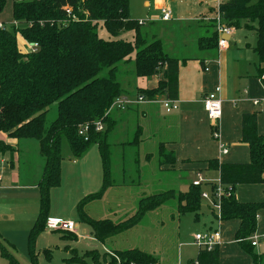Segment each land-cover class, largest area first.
<instances>
[{
	"label": "trees",
	"instance_id": "16d2710c",
	"mask_svg": "<svg viewBox=\"0 0 264 264\" xmlns=\"http://www.w3.org/2000/svg\"><path fill=\"white\" fill-rule=\"evenodd\" d=\"M7 1L0 0V16ZM130 6V0H13L14 24L12 28H0V131L19 140H37L45 159L43 174L38 182L39 215L29 234V249L35 263V243L46 229L51 190L62 183L64 138L75 158L83 157L94 145L99 148L103 168L102 188L80 200L77 212L81 222L88 224L93 236L104 244L110 238L136 227L150 211L171 200L177 202L180 214L196 212L199 219L204 186H208V190L215 187L212 182L202 186L190 184L186 191L169 189L150 194L141 198L138 210L123 221L97 219L87 212V205L101 199L106 190L115 184L113 145L109 141L115 121L107 112L114 100L127 92L119 78L121 63L130 61L135 53V76L149 78L163 75L164 79L156 88L137 89V94L150 99L156 96L178 98L179 68L184 60L169 56L158 38H146L140 21L132 18ZM220 11L224 22L236 29L240 28L242 20L256 24L252 25L257 34L254 51L259 63L264 64V0H229L220 4ZM212 22L213 28L216 27L215 19ZM101 23L114 38L126 31H134V41L101 38L98 32ZM215 30L200 37L199 46L202 49L218 48L219 36ZM19 38L25 45L37 44L36 48L23 50ZM263 74L264 68L260 69V76ZM53 105L57 107L56 118L48 124L47 115ZM257 116V113L245 114L242 120V140L250 146V162L220 163L213 159L208 163L211 170L218 171L221 183L231 192L223 198V221L239 220L236 241L243 251L252 256L253 264H264V255L253 252L251 241L264 203L240 202L234 192L238 185L264 182V136L258 132ZM97 121L105 123L104 131L95 130ZM82 125L90 126L88 139L79 134ZM136 136L138 143L141 133ZM0 145L9 147L3 141ZM159 157L160 165L173 167L176 163L173 151H166L163 145L159 146ZM210 211L214 215L211 207ZM5 244L6 239L0 234L2 254L11 264H19ZM97 254L100 258L96 263V258L92 256ZM85 255L93 260L77 255L66 263L157 264L158 261L152 253L140 248L105 253L91 250ZM188 264H220V246L212 251L199 250L196 259Z\"/></svg>",
	"mask_w": 264,
	"mask_h": 264
},
{
	"label": "crops",
	"instance_id": "0c3cea01",
	"mask_svg": "<svg viewBox=\"0 0 264 264\" xmlns=\"http://www.w3.org/2000/svg\"><path fill=\"white\" fill-rule=\"evenodd\" d=\"M130 1L131 16L133 14V3H135L145 9L146 17L151 19V22L173 23V27H171V25H168L169 27H164L168 29L169 32L164 33L166 30L160 29L157 32H152L150 39L158 38L161 40L163 48L169 56L184 60V62H181L179 68V92L177 98L179 102L178 110L172 113H167L160 104L144 103L130 106L124 111H114L112 113L115 125L113 132L110 134L109 141L112 145L122 146L120 153L121 160H125V156L129 152V144L131 142H135V144H137L136 134L141 133L142 137L145 135H152L155 139H157L158 148L160 145H163L166 151H173L176 157L174 169L180 173H193L194 177L190 181L189 185L192 184V181L196 178L197 173H202L209 181H217L219 179L218 171L211 170L209 168L208 161L210 160L217 159L220 163L250 162V146L242 140V120L245 114H258V132L260 135L264 136V74L262 77L260 76V69L264 68V64L259 63L258 56L254 51V44H249L250 47L245 46L242 36L237 32L238 29L235 28L227 48L220 49L218 47L216 49H202L199 46L200 37L210 35L215 30L214 28L211 29L208 27L207 23H211L212 19H215L216 17L218 7L217 0ZM225 1L229 0H221V3ZM166 6L171 8L173 11V19L170 21L161 20V9ZM0 23L5 24L1 20ZM181 24L188 25L190 29L194 27L195 24L199 25V27H197L199 29L195 28V31L193 32V40L190 42V49L188 47L189 44L181 38L175 39L171 42V37L173 36L174 31L173 29L175 27H182ZM249 26L250 25L247 23L244 24L243 21H241L239 29ZM99 29V36L105 40H125L123 35L117 38L112 37L103 26ZM131 32L133 34L131 40L126 41H134L135 32ZM143 35L149 39L147 32L146 35ZM164 36H168V38H164ZM231 42L235 44L234 47L231 46ZM134 59L135 53L131 55V60L125 63L132 64ZM121 74L125 77L130 76L131 81L127 82L129 86L125 87L127 89L125 95L133 97L138 95L137 89H154L158 86L160 80L164 79L162 74H157L149 78L137 77L134 75V69H121ZM218 86L222 88L221 97L223 110L222 117L217 123V128L220 133L219 139L215 138L213 135L214 125L204 107V98ZM131 123H133V127L134 123H137L134 139L132 141L127 139L118 142L117 139L121 137H129L133 134V127L131 126ZM31 140L34 139L19 140L17 138H11L6 133L0 131V141L12 146L14 150H12L13 152L11 153V162L14 161L15 156L19 159L24 156H29L31 147L29 142ZM37 143L38 149H35L34 151L36 152L39 160L37 169L38 173L36 175L38 178H36L34 182H20V184L24 183L22 184L24 185L22 187H38L37 181L42 176L45 159L44 161L41 159L43 156L40 153L39 142L37 141ZM222 143H224L228 148V152L226 154L222 151ZM95 146L98 148L97 145ZM112 148L114 156L115 150L117 149H115L114 146ZM92 149L93 146L81 158L74 157L66 169L68 174H70L73 179L82 177L80 181L81 186L71 189V196L67 195V200L74 202L76 207L80 200L87 195L99 192L103 185V168L100 154L101 188L99 191H96V188H92L97 185V175L99 173L96 157H94V163L91 164L86 159ZM8 152L9 151L6 150L0 153L4 155ZM149 156L150 155L148 154L147 158ZM3 161L5 160L3 159ZM11 166L14 172L12 173L13 180H15L14 183L17 184L16 181H21L20 173L16 165L13 166L11 163ZM63 166L64 165H62V174L65 172ZM169 167L170 165H161L159 169L164 172L166 170H170L168 169ZM142 173L143 169L140 167V174ZM61 184L62 185H60L59 188L63 186V182ZM140 184V187H142V182ZM204 187L206 189L208 188L206 185ZM54 189L56 188H53L52 190ZM234 192L237 200L240 202L264 203V182L253 185H238L236 186ZM207 206L210 209L208 202ZM49 217L62 219L61 217L54 216L51 208ZM62 220L73 221L69 217H65V219ZM223 223L224 227H222L221 230L223 236L222 243L224 244L225 242L230 241L232 243V247L228 248V250L231 251L230 253L229 251H225L226 257H224L223 262H221L220 256V264H253L252 256L243 251L242 248H239L238 242L234 238V235L240 226L239 220L232 219L223 221ZM65 233L66 234L64 236L67 238L74 239V236L77 237L75 245L80 242L79 239L81 238V235L78 230L75 233ZM87 234L88 231L86 235ZM1 235L4 239H6L5 245L9 253L13 255L19 264H41L42 254L44 256L43 260L45 261L42 262L43 264H67L66 260L72 259L75 255L74 253L81 256L87 251L97 250L91 248L85 251H80L77 246H71V244H68L65 249V256H61L63 257L61 262H53L55 248L48 247L43 248L42 250L38 249L37 243L40 237L39 236L35 243V263L32 259V254L30 253L29 239L26 250L27 252H23V250L20 252V250L13 251V249H15L14 244L11 243L3 234ZM91 235V237L87 235L86 243L88 246L90 245V247H97L98 245L95 243L97 242V239L93 236L92 232ZM251 238L258 239L257 245L253 246V252L257 255L263 256L264 207L258 213L257 228ZM58 247L56 246V248ZM104 249L107 251L106 248ZM244 254H246V257H244ZM229 256L234 257L235 259L229 260ZM0 264H11L9 259L2 254L1 248ZM73 264L77 263L75 262Z\"/></svg>",
	"mask_w": 264,
	"mask_h": 264
},
{
	"label": "rangeland",
	"instance_id": "374dc122",
	"mask_svg": "<svg viewBox=\"0 0 264 264\" xmlns=\"http://www.w3.org/2000/svg\"><path fill=\"white\" fill-rule=\"evenodd\" d=\"M132 13L133 19L139 20L142 23L145 22L144 26L142 25V32L145 35L146 32L148 33L149 40H151L152 32L164 29L166 30L164 33H167L169 30L164 27H169L168 25L173 27L172 22H151L152 20L146 17L145 9L135 3H133ZM0 20L6 24V27L12 28L14 24L13 0L7 1V5ZM242 21L244 24L247 23L250 26L238 29L237 32L242 36L245 46H249V44H254L253 46H255L257 42V34L255 29L252 28V25L256 24L252 23L251 25L248 20ZM211 23L208 22L207 25L213 29ZM226 25L235 29L234 26L229 24ZM102 26L101 23L100 27ZM181 26L182 27H175L173 29L174 31L173 36L171 37V42L175 39L181 38L189 44L188 47L190 49V42L193 40V32L195 31V28L199 29L197 28L199 25L195 24L191 29L188 25L181 24ZM214 29H216V27H214ZM122 35L125 40H131L133 36L131 31H126L122 33ZM164 38H168V36H164ZM19 45L23 50H30V46L27 44L25 45L21 38H19ZM231 46L234 47L235 44L231 42ZM120 67L123 70L135 69V64L134 62H132V64L121 63ZM119 78L124 87L129 86L127 82L131 81L130 76L125 77L121 74ZM56 114L57 107L53 105L50 107V111L47 115L48 124L56 118ZM131 126L133 127V123H131ZM136 126L137 123H134L133 134L129 137H121L117 139V141L121 142L127 139L132 141L135 137ZM157 142L158 140L152 135L140 136V140L137 144L134 142L129 144L130 148H128L129 152L126 154L125 160H121L120 156L122 146L113 145L115 149H117L113 156V177L115 184L106 190L101 199L92 201L87 205L86 209L90 216L97 219H111L116 222L123 221L138 210V202L143 197L169 189L180 191L188 189L189 183L194 177L193 173H180L174 169V166L169 167L168 169L170 170L164 172L159 169L161 165L159 162L160 157ZM29 144L31 146L29 156H24L21 159L15 156L13 162L10 160L12 158L11 153L14 151L12 146L6 148V146L0 145L2 152L6 150L10 152L4 155L0 153V176L2 178L0 184V234H3L14 244L15 249H13V251L20 250V252L22 250L23 252H27L29 234L37 220L40 205L39 188L33 186L22 187L24 186L22 185L24 183L20 184V182H34L36 178H38L36 175L38 173L37 169L39 160L34 151L35 149H38V143L36 140H31ZM148 154L150 156L147 158ZM62 157V165H64L63 167L65 169L64 174H62L63 186L61 188H59L60 186L54 187L56 189L51 190V211H53V215L56 217H61L62 219L69 217L76 222L77 226H79L78 231L81 238L79 239L80 242L75 245L77 239L65 237V232L44 229L40 234L37 248L41 250L48 247L55 248L53 262H61L63 258L61 256H65V249L68 244H71V246H77L80 251L92 248L97 249L100 253L107 252L108 250L140 248L152 253L158 260L157 264H188L191 260L196 259L199 252V247L194 244V236L197 233L205 232L210 229V227L211 229L218 228V223L213 218V215L207 206V201H202L201 209L198 211L200 216L199 219H197L196 212L180 214L177 209V202L171 200L162 207L150 211L136 227L110 238L105 244H102L101 241L97 240L95 243H97L98 246L90 247V245L88 246L86 243V237L87 235L90 237L92 236L90 232L91 227L88 224L81 222L76 205L74 202L67 200V195H72V192H70L71 189L81 186L80 181L82 177L73 179L66 170L69 163L74 159L66 138L62 140ZM94 157H96L99 173L97 175V185L92 188H96V191H99L101 188L100 152L95 145L86 159L91 164L94 163ZM3 159L5 161H3ZM41 159L44 161V157H41ZM11 163L13 166H17L20 173L21 181H16L17 184H15V180H13L12 173L14 172ZM140 167L143 169L142 174H140ZM40 179L37 182H39ZM141 182L142 187H140ZM222 227H224V223L221 225V230ZM87 231L88 234L86 235ZM56 246L59 247L56 248ZM238 246L241 248L239 244ZM230 247H232L230 241L220 245L221 262H223L224 257H226L225 251H229V253L231 252L228 250ZM104 248H106L107 251ZM74 254V257L77 258V253ZM81 256L89 261H92V257H95L96 263L98 258H100L99 254L92 257L88 255L86 256L85 254ZM244 257H246V254H244ZM43 259L44 256L42 254L41 264H43L42 262H45ZM234 259V257L229 256V260Z\"/></svg>",
	"mask_w": 264,
	"mask_h": 264
},
{
	"label": "built area",
	"instance_id": "2783aa9c",
	"mask_svg": "<svg viewBox=\"0 0 264 264\" xmlns=\"http://www.w3.org/2000/svg\"><path fill=\"white\" fill-rule=\"evenodd\" d=\"M218 7L216 11L215 23H216V31L219 36L218 47L220 49H225L229 46V40L234 33V29L225 24L222 14L220 11L221 0H217ZM173 19V11L169 7H163L161 9V20L162 21H170ZM140 23L143 25L145 22ZM5 24L0 23V28L5 27ZM30 49L36 48L37 44L31 43L29 44ZM264 78V75H263ZM222 88L220 86L216 87L213 91L207 94L204 98V107L208 116L213 123V135L215 138H220V133L217 128V123L220 121L222 117V97H221ZM144 103H157L162 105L167 113H172L179 108V102L177 99H170L164 96H156L154 98H147L145 95L138 94L135 97L130 95H121L117 97L110 109L107 112V115L114 111H124L128 109L130 106ZM105 123L103 121H97L95 123V130L97 132H101L105 130ZM90 131V126L82 125L79 128V134L85 139H88ZM223 153L228 152L227 146L222 143L221 144ZM0 177V183H1ZM214 183L215 187L212 190L204 189L201 193V197L208 202L209 206L214 211V219L218 223L217 229H209L205 232L197 233L194 236V244L199 247V250H208L212 251L217 246H220L223 242V236L221 232V225L223 223V207L222 202L224 196L230 194V191H227L225 186L221 183L220 179L217 181H209L207 180L202 173H197L196 178L192 181V185L194 186H202L206 183ZM46 229L49 231H64V232H72L75 233L78 230L77 223L71 220H62L54 217H49L46 222ZM252 245H257V238H251ZM180 264V263H178Z\"/></svg>",
	"mask_w": 264,
	"mask_h": 264
}]
</instances>
